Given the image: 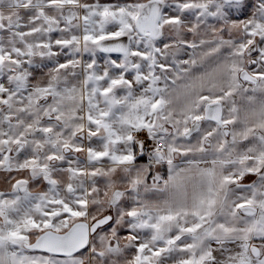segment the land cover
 Wrapping results in <instances>:
<instances>
[{
  "label": "snow or ice",
  "instance_id": "snow-or-ice-1",
  "mask_svg": "<svg viewBox=\"0 0 264 264\" xmlns=\"http://www.w3.org/2000/svg\"><path fill=\"white\" fill-rule=\"evenodd\" d=\"M0 184V264H264V0H0Z\"/></svg>",
  "mask_w": 264,
  "mask_h": 264
},
{
  "label": "crops",
  "instance_id": "crops-1",
  "mask_svg": "<svg viewBox=\"0 0 264 264\" xmlns=\"http://www.w3.org/2000/svg\"><path fill=\"white\" fill-rule=\"evenodd\" d=\"M254 179H255V177H248V178H246L245 183H249Z\"/></svg>",
  "mask_w": 264,
  "mask_h": 264
},
{
  "label": "rangeland",
  "instance_id": "rangeland-1",
  "mask_svg": "<svg viewBox=\"0 0 264 264\" xmlns=\"http://www.w3.org/2000/svg\"><path fill=\"white\" fill-rule=\"evenodd\" d=\"M6 185L0 184V189H4Z\"/></svg>",
  "mask_w": 264,
  "mask_h": 264
}]
</instances>
